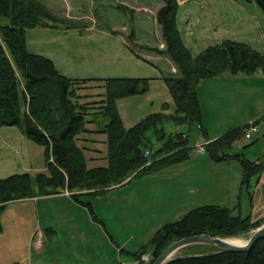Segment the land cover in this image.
I'll list each match as a JSON object with an SVG mask.
<instances>
[{
    "label": "rangeland",
    "instance_id": "374dc122",
    "mask_svg": "<svg viewBox=\"0 0 264 264\" xmlns=\"http://www.w3.org/2000/svg\"><path fill=\"white\" fill-rule=\"evenodd\" d=\"M40 1L59 19L49 20L48 26L26 28V46L30 52L52 59L57 69L71 78H150L146 94L118 101L128 128L140 116L160 111L164 101H168L169 109H173V98L162 76H178V69L172 66L169 57L158 51L165 49L159 36L161 27L155 20L161 0ZM231 2L245 7L240 10L239 19L235 16L228 24L227 21L219 24L214 37H199L193 42L188 40L187 45L184 43L193 56L225 40L246 43L264 54V11L254 1ZM135 30L137 41L150 39L154 47L148 50L132 40L131 34L135 35ZM263 72L261 69L253 74L226 72L222 76L227 74L228 77H220V74L211 78L212 81L206 80L198 85L199 93L207 95L200 94L202 102L205 101L202 118L208 140L217 138L223 129L244 127L255 121L257 112L264 109ZM102 84V81H91L80 90L81 102L89 103L87 118L97 120L87 123L89 129L96 130L98 122L103 124L106 120L100 114L105 93ZM260 123L264 131V119ZM201 130L195 125L188 131L194 152L199 149L198 145L207 142H203L205 137ZM260 134L255 133L251 139L242 135L233 151L238 148L247 158L256 159L264 144V135ZM106 140V134L93 138L90 133H84L77 137L88 168L107 166ZM153 141L157 149L159 143ZM252 142L254 144L250 145ZM202 148L201 155L195 152L200 155L199 159L209 156L205 145ZM94 158L99 161L92 162ZM46 162L44 146L28 139L16 126L0 127V178L26 172L49 175ZM193 162L132 177L129 183L124 181L109 187L100 196L90 194L86 189H65L38 200L27 198L7 203L0 211V264H149L151 252L140 258H135L134 254L159 228L210 201V195L224 197L226 184H220L216 179L209 180L207 194L193 195L190 188H185L183 183L188 175L184 172L189 168L207 169ZM221 168L230 176L227 185L232 195L239 199V185L241 187L243 180L240 162L235 160L232 165ZM242 190L246 202V189ZM63 193L68 196L60 195ZM73 194L83 196L76 199ZM187 194L191 197L184 199ZM256 229L223 238L247 242ZM44 242L43 249L38 250L36 245ZM214 250L213 245L194 243L178 249L173 257L212 253ZM144 255L149 257L147 262L142 260Z\"/></svg>",
    "mask_w": 264,
    "mask_h": 264
},
{
    "label": "trees",
    "instance_id": "16d2710c",
    "mask_svg": "<svg viewBox=\"0 0 264 264\" xmlns=\"http://www.w3.org/2000/svg\"><path fill=\"white\" fill-rule=\"evenodd\" d=\"M163 1L156 18L165 49L156 50L169 57L178 69V76H162L171 92L174 110L166 112L169 105L165 102L161 112L150 113L126 128L118 100L146 94L151 79H79L64 75L52 59L30 52L25 37L26 28L48 26L49 20L59 18L40 0H0V127L16 126L28 139L44 146L50 173L32 175L26 172L0 178V211L11 201L50 196L65 189H86L90 194L102 195L109 187L122 184L128 178L185 162L193 154L188 131L195 125L202 129L204 141H207L205 151L213 161L240 162L241 189H248L251 178L264 170V161L258 163L233 151L246 126L232 128L208 140L197 92L201 82L226 72L253 74L260 69L264 71V54L246 43L225 40L193 56L177 26L178 1ZM253 1L264 11V0ZM131 38H135L133 33ZM91 81H102L105 89L100 114L106 120L103 124L98 122L96 130L87 127L88 122L97 120L87 118L89 103L81 102L83 96L80 94ZM93 131L107 136V166L88 168L82 148L77 144L79 135ZM154 139L159 143L157 149ZM82 195L73 194L72 197L78 199ZM237 210V206L215 204L193 208L180 219L159 228L134 257L151 252L149 264H153L171 243L181 238L198 234L222 238L237 236L264 224V218L253 221L250 214L242 215ZM197 254L179 255L166 264H264V239L256 242L248 252L215 247L212 253Z\"/></svg>",
    "mask_w": 264,
    "mask_h": 264
},
{
    "label": "crops",
    "instance_id": "0c3cea01",
    "mask_svg": "<svg viewBox=\"0 0 264 264\" xmlns=\"http://www.w3.org/2000/svg\"><path fill=\"white\" fill-rule=\"evenodd\" d=\"M177 1H178L177 26H178V29L181 33L183 42L185 44H186V42H188V40L193 42V41H196L199 37H204V39L209 38V37H214L213 34H216L219 31L217 28V27H219V24L222 25L224 22L226 23V21L228 24V22H230L235 16H238V19H239L240 10L245 9V7L242 6L240 3L231 2L233 0H177ZM248 1L253 2V0H248ZM159 3L160 4L158 5L157 10H159L164 5V1L161 0ZM233 3H234V5H233ZM155 13L157 14V11ZM224 16H225V19H224ZM155 20L158 23L156 16H155ZM158 25H159V23H158ZM195 26H198V27H195ZM159 27H160V25H159ZM134 32L136 33L134 35V37H135L134 39L138 45L143 46L145 49H148V50H149V48L154 47L152 45L150 39H146V41H137V38H138L137 31L135 30ZM159 36L162 37V33L159 34ZM162 41H163V38H162ZM162 44H163V42H162ZM170 63L172 64V66H174V64L172 63L171 60H170ZM263 74H264V72H263ZM225 75L226 76H222V74H221L220 77H228L227 74H225ZM208 81H212V79H210ZM203 82H201V83H203ZM197 92H198V97L200 99L202 109L204 111L203 106H205V101L202 102V98H201L202 95H200V94L205 95V93H203V92L199 93L198 88H197ZM210 92H211V90L209 91V95L211 94ZM205 96L207 97V95H205ZM128 98L129 97L123 98L120 100H125ZM120 100H118V101H120ZM165 102L168 103V101H164V103ZM173 110H174V107H173V109L166 110V112H172ZM161 111H162V106H161L160 111H155V112H161ZM119 112H120V110H119ZM155 112H153V113H155ZM120 115H121V113H120ZM146 115H148V114H146ZM146 115L140 116L138 119H136L135 123ZM263 116H264V109L262 108L260 111L257 112V116L255 118V121L261 119ZM121 117H122V115H121ZM202 122H203V120H202ZM260 122H261V120H260ZM260 125H261V123H260ZM203 126H204V124H203ZM126 128H128V127H126ZM231 128H236V127H230L229 129H227V128L223 129V131L220 133L219 136H221L223 133H225L227 130H230ZM205 129L207 130L206 127H205ZM92 130H95V129H92ZM90 134L93 136V138H96L98 135H103V133H97L95 131L91 132ZM207 134H208V132H207ZM256 134L257 135H259V134L264 135V131H262L260 128L259 132H257ZM189 137H190V135H189ZM255 141H257V140H255ZM252 144H254V142H252L251 145ZM235 152L243 153L241 151H238V148ZM199 154L201 155L202 152H199ZM199 154H196L193 151V154L189 160H187L185 162H181L178 164V165H185V164L187 165L188 163H192L193 161H196L198 164H200L202 166H206V168H207L206 171H201L200 169L190 170V168H189V171H187L186 173L184 172V174L188 175L187 179L184 178L185 181L183 184H184L185 188L186 187L190 188V191L192 192L193 195L198 196L201 193L207 194L209 186L211 184L209 182V180L212 181L213 179H216L217 181H219L220 184H226V187H227L226 192H224V197L218 198L216 196L213 197L210 195V196H208L209 197L208 200H210V201H205L204 203H202V205L217 204V205L228 206V207L237 206L238 207L237 211H239L242 215L250 214L253 221H258V220L264 218V170L259 175L252 177L250 180L249 188L246 189V191L244 190V194L246 193V195H247L246 196V202H245V198L243 197V190L241 189L240 185H239V190H240L239 199L236 200L234 198V195H232L231 188L227 185V182H229L230 176L228 177L227 173L224 170H222V168H221V167H224L225 165H232L235 162V160L216 162V161H213L209 156L206 158L199 159L200 158ZM256 157H257L256 159H251V160H255L258 163L264 161V144L260 150V154L257 155ZM91 161L97 162L99 160L97 158H94ZM193 163H195V162H193ZM100 166H102V165H100ZM215 167H219V168L216 169ZM145 175H147V174H145ZM131 180H133V179L129 178L124 183L127 184ZM60 195L68 196L64 193L60 194ZM97 196H100V195H97ZM187 197H191V196L189 194H187L184 196V199H186ZM40 198L41 197H36V198H32V199L38 200ZM211 200H213V201H211ZM235 202H237V203H235ZM202 205H200V206H202ZM44 244H45V242L42 244H37L36 248L38 250L43 249Z\"/></svg>",
    "mask_w": 264,
    "mask_h": 264
},
{
    "label": "water",
    "instance_id": "95a60500",
    "mask_svg": "<svg viewBox=\"0 0 264 264\" xmlns=\"http://www.w3.org/2000/svg\"><path fill=\"white\" fill-rule=\"evenodd\" d=\"M264 239V224L258 227L245 244L238 245L228 241L227 238L213 237L209 234H198L194 236L184 237L171 243L157 258L153 264H166L173 259V254L180 248L194 244L206 243L213 245L222 250L235 252H248L259 240Z\"/></svg>",
    "mask_w": 264,
    "mask_h": 264
},
{
    "label": "built area",
    "instance_id": "2783aa9c",
    "mask_svg": "<svg viewBox=\"0 0 264 264\" xmlns=\"http://www.w3.org/2000/svg\"><path fill=\"white\" fill-rule=\"evenodd\" d=\"M162 46H164V45H162ZM259 130H260V123H256V122L254 121V122H252V123H250V124H248V125L246 126L245 131H244L245 137H246L247 139H250V138L253 137V135H254L255 133L259 132ZM203 142H205V141H203ZM204 144H205V143L198 145L197 147H199L200 150L198 149V150L195 151V152H197V153H199V152H203V151H204V148H202V145H204ZM142 260H143L144 262H147V261L149 260V257H148L147 255H144L143 258H142Z\"/></svg>",
    "mask_w": 264,
    "mask_h": 264
},
{
    "label": "bare ground",
    "instance_id": "6f19581e",
    "mask_svg": "<svg viewBox=\"0 0 264 264\" xmlns=\"http://www.w3.org/2000/svg\"><path fill=\"white\" fill-rule=\"evenodd\" d=\"M228 241L233 243V244H238V245H242V244L246 243L242 239H237V238H229Z\"/></svg>",
    "mask_w": 264,
    "mask_h": 264
}]
</instances>
